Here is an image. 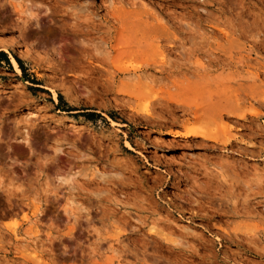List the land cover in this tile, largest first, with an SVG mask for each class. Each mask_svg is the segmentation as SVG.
<instances>
[{
    "label": "rangeland",
    "instance_id": "1",
    "mask_svg": "<svg viewBox=\"0 0 264 264\" xmlns=\"http://www.w3.org/2000/svg\"><path fill=\"white\" fill-rule=\"evenodd\" d=\"M263 34L264 0H0V264H264Z\"/></svg>",
    "mask_w": 264,
    "mask_h": 264
},
{
    "label": "bare ground",
    "instance_id": "2",
    "mask_svg": "<svg viewBox=\"0 0 264 264\" xmlns=\"http://www.w3.org/2000/svg\"><path fill=\"white\" fill-rule=\"evenodd\" d=\"M30 8V7H29ZM30 10V9H29ZM32 11V10H31ZM23 12L24 13H26V12H30V11H28V8H26V9H24L23 10ZM28 14H31V13H28ZM31 16H32V14H31ZM220 26V25H219ZM257 26V25H256ZM260 27V26H259ZM262 29V28H261ZM243 31V30H242ZM249 31V30H248ZM262 32V31H261ZM258 34V33H257ZM264 35V34H263ZM262 35V36H263ZM255 36V35H254ZM259 36V35H258ZM261 36V37H262ZM179 40H180V38H179ZM30 41V40H29ZM205 41V40H204ZM254 43H258V44H260V45H264V36H263V38L261 39L260 37H255V39H254ZM28 42V41H27ZM100 43V42H99ZM98 42H97V45H96V50L95 51H98L97 49H99L100 47H101V44H99ZM95 47V46H94ZM103 47V46H102ZM199 49V48H198ZM262 49V48H261ZM199 50H201V49H199ZM224 50V49H223ZM226 51V50H225ZM207 52V51H206ZM209 52V51H208ZM184 53V52H183ZM100 54H102V53H99V55ZM210 54V53H209ZM184 55V54H183ZM216 55V56H215ZM209 56H211V61H209V62H219V61H221V59L223 58V56L224 55H222L221 53H217V52H212ZM166 58V57H165ZM184 58V57H183ZM210 58V57H209ZM224 60V59H223ZM12 62H13V64L15 65V67H16V69L20 72V68H19V66H18V62L16 61V59L15 58H13L12 59ZM151 62V61H150ZM149 61H143V62H141L140 64H130V65H128V66H121V65H118V67H119V69L122 71V72H126V73H129V74H136V73H139V72H145L146 71V67H154V68H158V69H160V71H165L167 68L168 69H170V68H173L172 66H173V64L171 65V62H170V59H169V62H168V60L167 61H162V63H160V65H156L155 63H150ZM173 62V61H172ZM166 64L169 66V67H166ZM209 64V63H208ZM176 67V66H175ZM204 70L206 69V67L205 66H201ZM147 72V71H146ZM142 75H144V74H142ZM207 76V75H206ZM130 77V76H129ZM153 78V77H152ZM132 94H134L135 95V93L134 92H132ZM137 94V93H136ZM133 96V95H132ZM137 96H139V94H137ZM136 97V96H135ZM139 98H140V96H139ZM133 99V98H132ZM158 99V98H157ZM160 99V98H159ZM157 102V101H156ZM161 102V101H160ZM153 103V102H152ZM155 103V102H154ZM153 103V104H154ZM163 103V102H162ZM158 104H159V102H158ZM168 104V103H167ZM260 104V103H259ZM154 105H156V104H154ZM164 105V104H163ZM165 106V105H164ZM171 106H174L173 108L176 110V109H183V111L184 110H187L188 109V111H189V108H187V107H185V104L182 102V101H180L179 100V98L178 99H174V101H172L171 102V104H169V107H171ZM166 107H168V106H166ZM155 110V109H154ZM222 110H224V111H227V112H236V113H240L241 115L243 114L241 111H240V109L238 108V106L237 105H232V103H231V106H226V107H224ZM138 113L140 114V115H143V116H151L152 115V111H151V109H150V107L146 104V106H144L143 108H141L139 111H138ZM188 113V112H187ZM190 113V112H189ZM34 112L33 111H29L28 112V114H27V117H30V116H34ZM155 114V113H154ZM139 115V116H140ZM244 115V114H243ZM147 119V118H146ZM189 122V121H188ZM26 131V130H25ZM190 132H192L193 133V135H198V136H204V137H211V138H213L214 140H216V141H218V142H222V143H226V142H228V141H230V137H228V136H225V135H222V134H220V132H218V131H215V130H213L211 127H207V126H198V128H196L195 127V130H190ZM28 133V132H27ZM27 136V135H26ZM127 145L129 146L130 144L129 143H127ZM223 167V166H222ZM218 169V168H217ZM225 169H227L228 170V167H224V168H222V170L223 171H219V172H221L222 174H223V179L226 181L227 180V178H228V176H227V178H226V175L227 174H225V173H227V172H225ZM230 169V168H229ZM73 169H70V170H67V169H63V167H62V170H60V171H57V177H58V179H60V180H62V181H64V180H67V178L69 179V178H71V177H73L74 176V174H75V172L74 171H72ZM221 170V169H220ZM218 172V173H219ZM230 172V171H229ZM228 172V173H229ZM233 173V172H232ZM106 173L105 172H102V171H97L96 173H95V175H96V177L98 176H103V175H105ZM221 174V175H222ZM106 176V175H105ZM214 177V176H213ZM218 178V177H217ZM213 179H215V178H213ZM225 184V183H224ZM223 186V185H222ZM226 187V186H225ZM221 188V187H220ZM229 192H231V190L229 191ZM228 193V192H227ZM230 194V193H229ZM227 194H223V196H226ZM231 195H233L234 197H235V195H234V193H232L231 192ZM230 195V196H231ZM223 196H221L222 198H223ZM219 197V196H218ZM227 197V196H226ZM229 197V196H228ZM242 197V196H241ZM218 199V198H217ZM235 199V198H234ZM218 200H222V199H218ZM225 200V199H224ZM245 200V199H244ZM227 202H228V204H231V201H230V199H228L227 200ZM223 205V204H222ZM220 207V206H219ZM230 207H231V205H230ZM237 207V206H236ZM233 208V210H235L236 211V209L237 208ZM227 208V207H226ZM231 210V209H230ZM239 212V211H238ZM153 230V229H152ZM179 242V241H178ZM178 242H174L175 244H179ZM181 245V244H180Z\"/></svg>",
    "mask_w": 264,
    "mask_h": 264
},
{
    "label": "trees",
    "instance_id": "3",
    "mask_svg": "<svg viewBox=\"0 0 264 264\" xmlns=\"http://www.w3.org/2000/svg\"><path fill=\"white\" fill-rule=\"evenodd\" d=\"M0 59H1V60H4V61H6L8 64H10V59H9V57H8V55H7L6 52H4V51H0ZM15 59H16V61L18 62V64L20 65V68L22 69L24 75H26V77L29 78V76L26 74V69H25V67H24V65H23V61H22L20 58H18V57H15ZM29 79H31V82H32V83H35V84L39 83V82H37L38 80H35V78H34V79H33V78H29ZM59 99H60V100H63V96H62V94H59ZM63 110H65V109H63ZM69 110H70V109H69ZM87 115H88V118H89V119H90L92 116H94V114H87Z\"/></svg>",
    "mask_w": 264,
    "mask_h": 264
}]
</instances>
